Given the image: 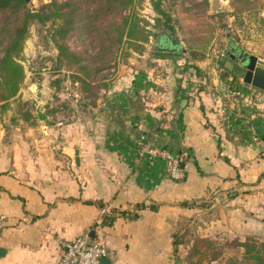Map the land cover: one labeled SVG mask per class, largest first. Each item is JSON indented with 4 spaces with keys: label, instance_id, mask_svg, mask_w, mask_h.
<instances>
[{
    "label": "crops",
    "instance_id": "0c3cea01",
    "mask_svg": "<svg viewBox=\"0 0 264 264\" xmlns=\"http://www.w3.org/2000/svg\"><path fill=\"white\" fill-rule=\"evenodd\" d=\"M158 40L181 49L165 31L147 43ZM148 44L94 101L33 124L0 119V264H56L80 235L104 245L110 264H172L177 226L211 195L212 207L227 197L234 215L248 210V235L264 237V89L243 83L230 58ZM248 53L264 61L263 48ZM58 79L42 92L62 102ZM141 139L180 158L184 179L140 156Z\"/></svg>",
    "mask_w": 264,
    "mask_h": 264
},
{
    "label": "rangeland",
    "instance_id": "374dc122",
    "mask_svg": "<svg viewBox=\"0 0 264 264\" xmlns=\"http://www.w3.org/2000/svg\"><path fill=\"white\" fill-rule=\"evenodd\" d=\"M244 1L242 0L237 5L238 11L234 12L232 0H162L161 9L168 13L172 19L168 25L174 27L173 34H170L169 30H165V32L177 43H180L181 49L178 51L180 53L187 49V51H191L193 48L202 49L197 42L201 37H204V33L208 29H212V39L209 45L199 51L201 54L215 53L218 63L230 58L227 48L230 42L243 52L248 53V48L258 52L261 48L264 49L263 41L260 42V38L264 35V0ZM30 2L34 9L38 10L46 0H30ZM150 5V0H133L131 8L129 7L126 10V14L131 12L137 18L148 22L145 26L147 29L160 33L164 29L163 23L166 22L163 17L157 15L150 8ZM157 18L162 20L160 21L162 24L160 23L159 26L153 28ZM179 20L183 22V28L180 27ZM140 24H144V22L141 21ZM49 28L50 22L44 25L34 23L30 27V36L24 43L19 60L25 71V79L19 91V100H21V103H27V105L22 104L23 110L26 106L34 114L40 100L52 101V109L60 107L59 111L63 114L69 104L80 107L86 99L94 101L103 91L102 88H105V85L110 83L117 75L122 64L127 62L128 55L142 52L146 49L144 46L148 44L133 43L132 46L128 41L119 44L116 56L110 62V67L102 70L93 79L95 87L90 89L89 92L87 91L88 93L83 92L81 94L79 91L80 84L73 83L70 81V77H66L70 72H65L64 68L56 69L57 50L52 43ZM231 33L238 37V41L233 39ZM157 37H150L149 40L153 38L155 43ZM240 38L242 39L241 43L239 42ZM225 42L228 43L225 44ZM236 42H239L238 46L235 45ZM66 44L74 52L90 53L92 51L87 40H78L75 33L67 36ZM147 50L149 52L160 51L153 43L147 45ZM221 53L223 54L222 57L220 56ZM234 56V59L230 58L233 60V70L239 74V59L235 54ZM64 73L65 77L58 84L62 89L61 92H65V96L60 102L57 97H54L53 93L46 92L44 94L42 92L41 82L51 77L52 74H59L61 78ZM67 91L75 94H68ZM50 98H53V100ZM18 109H21V104L11 103L8 109L0 110V119L3 117L17 118ZM212 198L211 195L205 199V202H203L204 211L197 218L190 217L188 223L182 226V230H179L180 226H177L178 236L176 237L179 244L177 250L172 251V264L239 263L244 259V255L245 257L248 256L244 251L248 250V241L251 239L255 240L256 249L260 250L264 260V237L248 235V210L238 211L234 215L228 209L230 206H228L229 198H224L226 200L221 202L218 207H212ZM240 204H243V202L237 203V205ZM242 243H246L247 246H241Z\"/></svg>",
    "mask_w": 264,
    "mask_h": 264
},
{
    "label": "trees",
    "instance_id": "16d2710c",
    "mask_svg": "<svg viewBox=\"0 0 264 264\" xmlns=\"http://www.w3.org/2000/svg\"><path fill=\"white\" fill-rule=\"evenodd\" d=\"M241 1L232 0L234 12L238 11L237 5ZM150 3L152 10L166 22L163 23L162 30H169L170 34H173L174 27L168 25L172 19L161 9L162 0H150ZM132 4L133 0H46L36 10L30 0H0V110L8 109L13 102L21 104V109L17 110L18 118L29 124H33L36 118L44 119L46 114L52 115L55 111L48 108L42 113L36 111L33 114L26 106L23 110L22 104L27 103H21L19 100V91L25 79L24 67L19 60L24 43L30 36V27L34 23L44 25L50 22V36L57 50L56 69L64 68L65 72H70L66 77H70L71 82L80 84L79 91L82 94L93 89V79L96 75L110 67L119 44L128 41L133 46V43H147L150 37L158 36V32L145 27L147 21L137 18L131 12L126 14ZM141 21L144 24H140ZM160 21V18L155 19L153 28L159 26ZM179 24L183 28L181 20ZM211 31L212 29H208L204 37L197 42L202 49L209 45L212 39ZM73 33L77 35L78 40H87L92 49L90 53L74 52L69 48L66 38ZM195 50L197 49L193 48L190 52ZM64 77L65 73L53 84L58 87ZM181 166L183 167V161ZM129 217L135 218L136 214H130ZM112 220L113 217H105L103 222L111 223ZM176 236L177 233L173 236V251L177 250L179 244ZM251 240L248 241V250L244 251L248 256L244 255V259L239 263L228 264H264L263 255L256 249L255 240ZM245 244L240 245L246 247Z\"/></svg>",
    "mask_w": 264,
    "mask_h": 264
},
{
    "label": "built area",
    "instance_id": "2783aa9c",
    "mask_svg": "<svg viewBox=\"0 0 264 264\" xmlns=\"http://www.w3.org/2000/svg\"><path fill=\"white\" fill-rule=\"evenodd\" d=\"M222 57L223 54L221 53ZM139 155L148 159L160 158L166 162L167 173L173 180H182L185 176L184 168L181 166V159L172 156L168 151L159 149L142 141L139 148ZM5 217L0 215V225ZM62 255L56 264H101L107 256V250L101 243L91 241L86 235H80L65 243Z\"/></svg>",
    "mask_w": 264,
    "mask_h": 264
},
{
    "label": "water",
    "instance_id": "95a60500",
    "mask_svg": "<svg viewBox=\"0 0 264 264\" xmlns=\"http://www.w3.org/2000/svg\"><path fill=\"white\" fill-rule=\"evenodd\" d=\"M233 39L238 41V37L234 34H230ZM156 48L162 51H178L176 48H169L162 45L159 40L156 43ZM228 55L230 58L234 59V54L239 59V75L242 82L251 85L258 89H264V61L258 59L255 55L243 52L240 49H236L228 43ZM101 264H110L107 258L101 261Z\"/></svg>",
    "mask_w": 264,
    "mask_h": 264
}]
</instances>
